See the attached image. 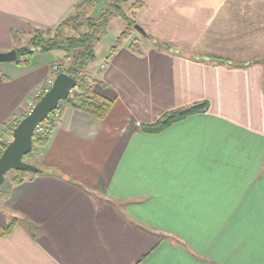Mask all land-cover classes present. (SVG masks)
Returning a JSON list of instances; mask_svg holds the SVG:
<instances>
[{
    "label": "crops",
    "instance_id": "obj_1",
    "mask_svg": "<svg viewBox=\"0 0 264 264\" xmlns=\"http://www.w3.org/2000/svg\"><path fill=\"white\" fill-rule=\"evenodd\" d=\"M79 1L0 0V51ZM137 1L147 46H130L135 34L112 53L97 44L86 68L113 100L107 114L63 104L29 160L44 172L0 194L26 219L0 236V264H264V0ZM63 54L0 62V139ZM202 101L159 132L141 129Z\"/></svg>",
    "mask_w": 264,
    "mask_h": 264
},
{
    "label": "trees",
    "instance_id": "obj_2",
    "mask_svg": "<svg viewBox=\"0 0 264 264\" xmlns=\"http://www.w3.org/2000/svg\"><path fill=\"white\" fill-rule=\"evenodd\" d=\"M125 0H108L97 16L93 15L96 6V0H80L73 5L71 12L66 15L53 28H36L30 36L27 44L17 48V63H28L35 51L44 52L53 49H61L64 54L52 64V75L58 72H65L76 79V85L69 92L67 98L58 104L56 110L60 112L63 104H68L75 109L88 113L96 118H103L109 111L113 100L109 97L97 92L94 82L88 79L86 68L90 61L95 58V47L101 36L105 33L109 20L112 16H119L125 21V26L115 38L112 46L109 47V53L114 52L117 48L124 44L132 35V28L135 24L123 11L121 4ZM136 6H142L136 1ZM68 30H73L69 33ZM147 39L151 38L149 34L143 35ZM133 42L130 46L134 47ZM207 108V102H196L189 106L176 110L167 111L161 114L155 121L151 123L140 124L141 129L145 132H159L182 118L191 114L203 111ZM24 113L22 116H24ZM22 116H11L4 121V128L9 132L15 127L16 123ZM46 117L41 124L44 125L43 131L36 129L32 138V146L28 153L22 156V159L29 161L30 157L37 154L38 151L47 146L53 125L55 122L48 121ZM9 142L2 141L0 143V153ZM30 162V161H29ZM13 175L9 178L11 184H19L36 173L24 170L13 169ZM44 172L40 170L37 173ZM3 184V182L1 183ZM0 184V185H1ZM0 212L7 218L6 226L0 225V236L9 234L21 219L25 218L10 214L6 208L0 204Z\"/></svg>",
    "mask_w": 264,
    "mask_h": 264
},
{
    "label": "water",
    "instance_id": "obj_3",
    "mask_svg": "<svg viewBox=\"0 0 264 264\" xmlns=\"http://www.w3.org/2000/svg\"><path fill=\"white\" fill-rule=\"evenodd\" d=\"M134 28L145 35V30L137 23ZM18 57L16 49L0 51V62L15 61ZM76 79L65 72H58L50 86L36 100L30 110L20 118L11 131V138L0 153V184L4 181L5 174L11 169L39 172L41 169L22 159L32 146L33 134L37 126L48 114L64 101L69 92L76 85Z\"/></svg>",
    "mask_w": 264,
    "mask_h": 264
},
{
    "label": "rangeland",
    "instance_id": "obj_4",
    "mask_svg": "<svg viewBox=\"0 0 264 264\" xmlns=\"http://www.w3.org/2000/svg\"><path fill=\"white\" fill-rule=\"evenodd\" d=\"M106 1H108V0H96V2H98V4L96 3L97 4L96 5V8H95L96 12L94 10L93 11V15L96 16V15H98V13H100V11L102 9L101 7H103L106 4ZM136 1L137 0H125L121 4V6H122L123 11L126 13V15L130 19L134 20L135 23L138 24L137 19L139 18V12H138V6H136ZM121 25L124 26L125 25V21L122 18H120L119 16H112L111 19L109 20V23L107 25V28H106L105 33L101 36V39L98 42V47H100V45L103 46L105 43H108V42H109L108 47H110V45L114 43L115 38L118 36V34L120 32V26ZM69 31L70 30H68V32ZM32 33H34V31ZM133 34H135V36H137L139 38L138 41L137 42L135 41V43H134L135 50H138L141 47L143 48V47L147 46V44L145 42V39H147V38L144 37L141 33H139L135 28L134 29L132 28V35ZM132 35H131V37H132ZM20 46H22V45H20ZM137 47H139V48L137 49ZM98 59H99V57H97L94 60L93 63L95 64ZM33 97H31L30 100ZM27 106L29 108L30 103H28ZM176 109H179V108H174V109H171L169 111L176 110ZM7 137L10 138L11 136H7ZM2 140L3 141H6L5 139H2ZM0 143H2V141H0ZM12 171H13V169H11V170H9V171L6 172L5 178H4V181H3V184L0 185V194H3V192L7 188L8 183H10L9 182V178L13 175V172ZM29 172H31V171H29ZM32 173H36V172H32Z\"/></svg>",
    "mask_w": 264,
    "mask_h": 264
},
{
    "label": "built area",
    "instance_id": "obj_5",
    "mask_svg": "<svg viewBox=\"0 0 264 264\" xmlns=\"http://www.w3.org/2000/svg\"><path fill=\"white\" fill-rule=\"evenodd\" d=\"M42 95V92L39 90V91H36L35 93H34V97L30 100V101H28V103H30V106H29V110H30V108L34 105V103L36 102V99H38L40 96ZM47 117H49L48 118V121H56L57 119H58V117H59V111L58 110H53V111H51L49 114H48V116ZM36 129H39V130H41V131H43V129H44V125H42L41 123L37 126V128ZM36 131V130H35ZM0 141H3L2 139H0Z\"/></svg>",
    "mask_w": 264,
    "mask_h": 264
}]
</instances>
